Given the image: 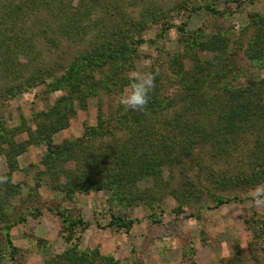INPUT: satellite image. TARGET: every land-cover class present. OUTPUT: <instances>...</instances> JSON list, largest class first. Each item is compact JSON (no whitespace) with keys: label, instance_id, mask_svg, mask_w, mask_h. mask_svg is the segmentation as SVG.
<instances>
[{"label":"trees","instance_id":"trees-1","mask_svg":"<svg viewBox=\"0 0 264 264\" xmlns=\"http://www.w3.org/2000/svg\"><path fill=\"white\" fill-rule=\"evenodd\" d=\"M114 1V8L118 9L117 0ZM214 2L196 6L185 1L175 8L191 14L204 7L213 14L224 15L214 7ZM92 6L100 11L103 9V14L111 9L107 0L101 3L100 0H92ZM80 8L69 7L67 12L65 7V14L60 18L46 13L55 18V22L60 20L62 36L78 46L83 44L82 36L89 28L83 23L92 14L91 10H84L81 15ZM23 10V3L17 0H0V55L4 59L0 61V74L6 80L0 88V96L9 100L39 86H44L42 93L45 95L58 91L64 95L57 98L49 109L39 113L34 129L25 128L26 141H14L13 137L22 132L21 128L8 132L1 129L0 154L5 156L8 168L7 174L2 176H7L8 182L0 184V264H21L22 255L12 243L10 229L22 223L25 217L20 215L17 220L11 219L9 200L18 191L10 184V174L19 169L16 158L28 145L46 146L42 175L49 181L46 186L51 191L71 198L76 193L106 190L111 193V200L123 207L144 198L143 192L136 190L141 182L151 181L154 187L160 182L165 168L168 172L193 171L203 159L214 163L233 157L240 158L239 163L243 158L250 160L236 183L234 176L221 180L222 184L230 187L241 186L245 190L264 179V75L248 76L245 83H240L241 70L236 63L241 55L244 60L264 70V16H250V23L242 28L236 48L231 52L227 40L220 35L204 37L199 32L195 36L185 35L181 26L178 29L183 36L180 43L185 51L175 52L168 60L173 79L169 80L152 66L150 71L158 74L148 114L145 115L121 106L119 98L134 69L132 60L137 57L136 46L142 42L132 30L149 29L150 25L158 22L159 16L152 7L145 10L140 21L131 23V31L121 29L120 25L109 20V30L99 33L92 46L77 52L68 65L59 66L61 71L42 69L26 79L22 70L24 65L17 57L24 53L29 60L28 53L24 52L27 41L22 36V42H17L19 36L13 29L23 20ZM34 11L39 10L33 9L32 14ZM103 18L104 15L95 21L96 24L106 23L107 17ZM161 22L162 31L173 26L162 18ZM33 23L32 26L45 24L42 18L35 19ZM42 32L39 29L38 32L32 31L31 35L37 37ZM48 33L43 32L44 38ZM6 40L13 41V47L5 45ZM203 53L214 56L202 58ZM188 59L189 66L185 62ZM99 92L113 97V100L117 97L116 103L109 105L102 114L99 112L96 125L85 127L80 138L54 144L52 136L68 128L78 109H84L87 100L99 96ZM103 115L106 116L104 119ZM4 144L8 149L3 147ZM70 162L75 164L72 171L65 167ZM37 181L41 184L42 178H37ZM188 184L192 185L188 181L182 183L184 191ZM177 190L174 189L175 192ZM193 194L191 191L190 196ZM189 199L185 193L178 201L184 205L191 201ZM215 199L218 205L230 202L228 198ZM58 214L70 236L77 227L84 229L87 226L81 218L69 219L65 211ZM125 218V215L111 217L109 224L129 230L132 222L125 221ZM253 235L254 241L261 238L259 227L253 230ZM65 244L67 247L45 260V264H116L112 257L78 250L70 237L66 238Z\"/></svg>","mask_w":264,"mask_h":264},{"label":"rangeland","instance_id":"rangeland-1","mask_svg":"<svg viewBox=\"0 0 264 264\" xmlns=\"http://www.w3.org/2000/svg\"><path fill=\"white\" fill-rule=\"evenodd\" d=\"M17 1L23 3L24 16L18 27L14 26L13 29L17 30L19 36L17 42H22V36L26 39V49L23 51L29 55V60L24 53L17 57L24 65V79L34 72L38 74L42 69L61 71L59 66L68 65L77 52L92 46L99 33L109 30V20L120 25L121 29L131 31V23L140 21L145 10L152 7L159 16L158 22L150 25L149 29L132 30L142 41L136 46L137 57L133 58L132 66L138 72H149L155 66L159 73L170 80L173 76L167 66L168 60L175 52L185 51L180 43L183 36L178 29L181 26L185 35L195 36L198 32L204 37L220 35L227 40L231 52L236 48L242 28L250 23V16H264V0H117L118 9L114 8V0H107L111 9L104 14L103 9L92 8V0ZM103 1L100 0V3ZM185 1L196 6L215 1L214 7L225 14H213L204 7L197 8L191 14L178 11L175 7ZM46 4L49 6L45 7ZM80 6L81 15L84 10H91L92 14L83 23L89 28L87 34L82 36L83 44L78 46L62 36L60 20L55 22V18L47 14L53 13L60 18L65 14V7L68 12L69 7L75 9ZM33 9L39 11L32 14ZM103 15V20L107 17L106 23L97 25L95 21H99ZM38 18H42L45 24L32 26ZM161 18L168 25H173L172 28L162 31ZM30 26L31 32H38L39 29L49 32L48 37L44 38L43 32L37 37L31 35ZM9 34L13 37L11 32ZM7 44L10 47L14 45L13 41L6 40ZM212 56L203 53L202 58ZM239 57L236 63L241 70L240 83H245L244 79L248 76L264 75V70L244 60L241 55ZM1 59L0 55V61L4 60ZM185 62L187 66L190 65V59ZM5 84L6 80L0 74V88ZM43 90L44 86L28 89L9 100L0 96V133L3 128L7 132L21 128L22 132L13 137L14 141H26L25 128L34 129L39 113L49 109L57 98L64 95L59 91L45 95ZM116 100L117 97L113 100V97L109 98L102 92L89 98L86 107L79 108L72 117L69 127L52 136V142L59 145L63 141L80 138L84 135L85 127L96 125L98 113L107 111ZM105 117L103 115L102 118ZM6 145L3 147L7 148ZM45 151L44 144L28 145L16 158L19 169L10 174V184L18 191L9 200L11 219L17 220L20 215L25 217L22 223L10 229L12 243L22 255L19 260L21 264H45V260L67 247L65 241L69 237L77 244L78 250L112 257L116 264H264V207L253 204L251 188L243 190L241 186L235 188L221 183L222 179L229 180L233 176L236 183L250 161L247 158L241 159L240 163L237 157L216 163L203 159L195 170L184 173L168 172L165 168L158 185L153 187L151 181L138 185L136 190L143 192V199L123 207L112 201L111 193L106 190L76 193L71 198L51 191L46 186L49 181L42 175ZM65 167L72 171L75 164L70 162ZM7 172L6 158L0 154V176ZM39 177L42 178L41 184L37 181ZM187 181L192 185L188 184L184 191L181 185ZM258 184H264V179ZM175 188L179 190L175 192ZM191 191L194 193L192 196ZM185 193L191 201L182 205L178 199L184 197ZM215 197L228 198L230 202L218 205ZM60 211H65L69 219L81 218L86 228L77 227L70 236L58 214ZM124 215L125 221L132 222L129 230L109 224L111 217ZM258 227L262 236L254 241L253 230Z\"/></svg>","mask_w":264,"mask_h":264},{"label":"clouds","instance_id":"clouds-1","mask_svg":"<svg viewBox=\"0 0 264 264\" xmlns=\"http://www.w3.org/2000/svg\"><path fill=\"white\" fill-rule=\"evenodd\" d=\"M157 74L158 73L152 71L138 72L132 70L129 77V83L120 95V105L129 110L139 111L147 115L151 93L155 89ZM7 182V176H0V184H5ZM250 193L253 204L257 207H264V184L254 185L251 188Z\"/></svg>","mask_w":264,"mask_h":264}]
</instances>
